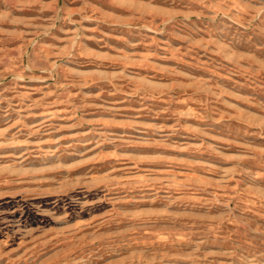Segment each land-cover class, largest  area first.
I'll list each match as a JSON object with an SVG mask.
<instances>
[{"label":"rangeland","instance_id":"1","mask_svg":"<svg viewBox=\"0 0 264 264\" xmlns=\"http://www.w3.org/2000/svg\"><path fill=\"white\" fill-rule=\"evenodd\" d=\"M0 264H264V0H0Z\"/></svg>","mask_w":264,"mask_h":264}]
</instances>
